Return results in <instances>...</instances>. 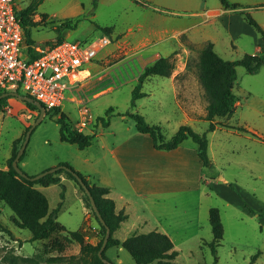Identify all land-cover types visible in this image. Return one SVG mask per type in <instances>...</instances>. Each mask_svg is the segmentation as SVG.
<instances>
[{
  "label": "rangeland",
  "instance_id": "obj_1",
  "mask_svg": "<svg viewBox=\"0 0 264 264\" xmlns=\"http://www.w3.org/2000/svg\"><path fill=\"white\" fill-rule=\"evenodd\" d=\"M31 1L17 0L19 9L26 8ZM160 1L166 3L168 0ZM250 1L253 10L258 9L253 14L264 16V0ZM78 9L80 14L71 20L74 27L64 30L65 39L85 42L107 36L111 40L97 56L98 67H92L93 71L97 68L102 70L88 82L82 94L92 114L86 128H98L97 132H101L100 128H111L104 127L99 119L107 117L110 108H113V113L137 112L132 92L138 82L134 81L132 85L127 83L142 73L144 68L139 62L144 64L153 57L166 56L174 66L172 72L181 70L177 78L182 83V105L192 112H203L207 99L196 76L195 66L188 69V63L193 64L191 60L198 58L201 46H194L183 35L180 36L181 43L177 39H167L155 46L152 52L144 51L142 46L135 44L154 29L168 27L178 14L158 6V0H97L96 5L94 0H43L37 13L39 16L49 14L48 20L37 17L36 13L31 16L32 20L38 22L32 31L36 44L54 42L58 35L57 26L65 20L63 12L67 10L72 13ZM53 13L56 14L53 16ZM69 31L72 35L68 37L66 34ZM125 33L129 34L128 40L124 38ZM27 48L25 41L24 50ZM219 54L225 59H237L246 53L236 50L233 54ZM237 71L234 91L243 105L235 107L231 115L220 117L218 129L208 133L209 155L214 166L207 167L206 195L201 200L194 194L187 197L176 195L168 200L169 203L163 204L169 206L170 212L158 213L165 218L163 223L172 233L175 248L179 251L174 264H249L256 253L258 258L253 264H264V67L257 74L248 73L244 66H238ZM186 80H190V83L185 84ZM18 98L14 97L15 101L10 102L15 112L4 111L6 98H3L0 107V166L8 167L7 157L13 155L14 143L17 141L16 150L19 151L27 128L36 122L24 157L19 161L26 173L37 174L36 171L59 158L72 157L79 147L61 140L60 124L56 118L63 114L72 126H78L83 104L65 100L58 114L53 109L40 117L39 109L30 108L25 101L26 106L21 110L23 101ZM22 113H27V120L21 116ZM123 116L110 117L113 128H136L133 118ZM208 127L209 121H205L199 129L204 132ZM170 129H165L167 136L172 135ZM98 138L94 139L92 150L101 148ZM36 188L48 196L50 211L61 203L58 223L44 237L32 240V232L21 227L11 206L0 196V264H50L47 259L52 256L80 252L81 243L70 232L81 227L84 212L82 201L71 183L68 187L57 183L48 188L36 184ZM80 192L85 201L83 191ZM211 207L219 208L224 226V236L217 246V261L209 244L213 239L209 221ZM90 212L95 218L91 208ZM96 233L97 241L104 236L100 226ZM123 235L121 232L118 236L122 238ZM106 254L117 264H137L122 246L111 247Z\"/></svg>",
  "mask_w": 264,
  "mask_h": 264
},
{
  "label": "crops",
  "instance_id": "obj_2",
  "mask_svg": "<svg viewBox=\"0 0 264 264\" xmlns=\"http://www.w3.org/2000/svg\"><path fill=\"white\" fill-rule=\"evenodd\" d=\"M226 2L224 3L223 0L216 2L209 0H168L163 3L158 0V6H164L178 15L175 16L176 18L174 17L175 20L168 27L154 29L150 34L137 40L135 44L142 46L144 51L152 52L155 46L167 39H177L181 43L180 36L183 35L194 44H204L211 41L218 53L233 54V51L236 50L248 54L264 53L263 36L240 11L249 12L263 30L264 16L253 14V11L257 12L258 9L253 10V3L250 0H226ZM232 4H237L239 7L234 9ZM205 11L212 14L207 20L204 16ZM63 13L64 18L68 19L79 15L80 10H73L72 13L66 10ZM36 16L43 17L47 21L49 14L45 13L39 16L36 13ZM71 35L70 31L66 34L68 37ZM124 38L128 40L129 34L125 33ZM157 59L153 57L144 64L139 60V63L145 68ZM98 65L96 59L92 67L95 68ZM101 70V68H97L93 72L96 74ZM179 71L181 70H176L169 76L152 75L146 77L140 88V91L145 95L137 99L133 98L137 112L144 115L149 124L161 126L166 138H170L182 124H189L194 130H199L198 132L202 133L203 131L199 128H201L202 122L207 121L203 118L206 113L205 108L203 112L195 113L182 105L180 100L182 83H179V78H177ZM134 81L138 82V77L127 84L132 85ZM189 83L190 80H186L185 84ZM14 97L17 96H7L4 101V111L7 110V107H11V112H15V107L10 104L11 101H15ZM22 101L21 110L26 106V101ZM171 103L172 106L170 107ZM242 105L243 103L239 99L235 103V107ZM172 115L175 117L174 120L171 119ZM21 116L27 120V113L26 115L22 113ZM219 119L220 117L216 121ZM108 126L111 128H100L101 132H97L96 129L98 128H88V135H94L90 145L80 147L74 143L79 148L72 157L59 158L55 163L45 165L36 173L66 161L92 182L110 188L107 196L114 199L116 211L123 210L127 215V218L114 232V237L124 240L131 235L158 230L168 234L174 240L169 228L163 223L165 218H161L158 213H166V210L170 212L169 206L164 205L176 195L187 197L194 194L198 200L206 195L204 187L208 182L207 167L203 165L199 157L197 144L188 138L174 149H158L154 146L151 136L140 132L137 128H113L111 121ZM217 127L216 129H218ZM165 129H170L172 135L167 136ZM96 137H99L98 141L101 147L98 151L91 148ZM9 158L10 155L7 159ZM24 163L23 161L22 164ZM0 167L8 168L6 165ZM60 178L59 183L64 184L65 187L71 183L82 201L84 219L78 230L81 231L86 241L96 243V231L100 226L99 223L97 224V219L95 220L96 217L94 218L91 214L90 208L87 207L75 182H69L73 180L65 174H61ZM121 232L124 234L122 238L118 236Z\"/></svg>",
  "mask_w": 264,
  "mask_h": 264
},
{
  "label": "trees",
  "instance_id": "obj_3",
  "mask_svg": "<svg viewBox=\"0 0 264 264\" xmlns=\"http://www.w3.org/2000/svg\"><path fill=\"white\" fill-rule=\"evenodd\" d=\"M42 1L43 0H32L26 8L18 10L24 29L25 41L28 45L27 51L31 57H36L38 55L34 50L33 46L36 45V42L32 37V31L38 26V22L32 20L31 16L32 14L37 13L38 6ZM223 2L227 3L226 0H223ZM96 4L97 0H94V5ZM231 6L234 9L239 7L237 4H232ZM240 12L264 38V30L253 16L244 10H241ZM71 20L72 18L65 19L59 26H57L58 35L56 41L65 39L63 36L64 30L74 27ZM105 30H107L106 27ZM193 45L195 46V44ZM199 46H201V48L198 58L196 60H191V62L193 61V64L188 63V69L190 70L192 66H195L196 76L207 99L205 107L206 113L203 116L205 120L209 121V127L206 131L199 133L194 130L191 125L182 124L170 138H166L161 126L149 124L144 115L138 112L129 111H117L113 113V108H110L107 111V117H99L103 126L106 127L110 124V117L112 115L129 116L134 119L136 128L140 132L147 133L151 136L154 146L158 149H174L185 139L191 138L197 144V152L203 165L212 168L214 162L209 155L208 133L216 129L219 124L216 121L218 117H227L233 113L235 103L239 99L234 92V87L238 80L237 67L244 66L246 71L250 74L259 73L264 66V53H246L241 58L225 59L215 50L214 44L211 41L199 44ZM173 69V64L166 56H161L152 64L147 65L138 77L137 86L132 92L133 98L137 99L145 95V93L140 91V88L146 77L152 75L169 76ZM17 91L22 92L20 89H17ZM3 101V98H0L1 104H3ZM26 104L30 108L38 109L37 106L31 102H26ZM52 110L53 109H46V113H49ZM54 110L56 111V114L59 113V107L54 108ZM56 121L60 124V137L62 141L77 143L80 147H85L92 143L94 135L77 133L74 126L69 123L63 114H60L56 118ZM28 129L29 128H27V130ZM240 129L245 130L244 128ZM24 138H22V140H24ZM16 144L17 141L14 143L13 155L8 159V168L3 169L0 167V196L11 206L19 219L21 227L27 228L32 232V240L44 237L49 229L54 228L57 225V216L61 209V203H59L56 208L50 211V204L47 196L40 189L36 188V184L46 187L51 184L59 183L61 180L60 175L62 173L72 179L76 186L83 191L86 205L91 208L105 235L106 225L99 220L92 207L89 196L73 174L75 172L83 178L90 188L100 213L105 219L106 224L111 228V236L106 245V249L103 252L104 257L111 260L107 256L106 250L114 246H122L131 254L137 264H150L153 262H157L158 264H174L175 259L179 255V251L175 248V244L171 237L164 232L151 230L131 235L124 240L114 237V232L120 227L121 222L127 218V215L123 210H120L119 212L116 211L114 199L107 196L110 192L109 187L101 186L92 182L86 175L74 168L70 163L63 161L59 164L67 165L71 168V171L61 168L36 180L20 175L13 166V160L18 152L16 150ZM24 154L25 152L22 154L20 160L23 159ZM34 175L35 174L30 176ZM249 209L254 212L252 208ZM209 221L213 232V239L209 244L217 261V246L220 244V241L224 236V226L218 207L210 208ZM70 234L81 243L79 254L52 256L47 259L48 263L108 264L98 255L104 236L96 243H91L84 239L83 234L79 230H73ZM257 258L258 253L252 256L249 264H253Z\"/></svg>",
  "mask_w": 264,
  "mask_h": 264
},
{
  "label": "built area",
  "instance_id": "obj_4",
  "mask_svg": "<svg viewBox=\"0 0 264 264\" xmlns=\"http://www.w3.org/2000/svg\"><path fill=\"white\" fill-rule=\"evenodd\" d=\"M18 10L17 0H0V92L20 89L46 109L60 107L65 100L83 104L80 122L74 129L87 135L92 114L82 94L95 77L92 65L101 49L111 43L110 38L36 44L33 47L38 55L31 57L24 50L25 35ZM204 16L207 20L212 14L205 11ZM7 110L11 112L12 108Z\"/></svg>",
  "mask_w": 264,
  "mask_h": 264
},
{
  "label": "water",
  "instance_id": "obj_5",
  "mask_svg": "<svg viewBox=\"0 0 264 264\" xmlns=\"http://www.w3.org/2000/svg\"><path fill=\"white\" fill-rule=\"evenodd\" d=\"M9 95H14V96H17L19 98H21L22 100L26 101V102H31L33 103L35 106H37V108L39 109V111L41 112V116L40 117H43L45 114H46V108L45 106L38 100L34 99L32 96H29V95H26V94H22L21 92L19 91H8V92H4L1 94L0 98H4V97H7ZM1 103V102H0ZM39 122V121H38ZM37 122L35 124H33L26 132V135H25V138H24V141L19 149V151L17 152V155L15 156L14 160H13V166L14 168L16 169V171L26 177V178H29V179H32V180H36V179H39L40 177L48 174V173H53L55 171H57L58 169H61V168H64L68 171H71V168L68 167L67 165H62V164H58L56 166H53V167H50L46 170H43L41 171L40 173H37L35 174L34 176H30L28 173H26L22 167L20 166V158L22 156V154L25 152V149H26V146H27V143H28V140H29V137H30V134H31V131L33 130V128L36 126ZM75 175V177L77 178V180L79 181V183L81 184V186L83 187V189L85 190V192L87 193V195L89 196L90 198V201H91V204H92V207L94 209V211L96 212L99 220L104 224L106 225V233L104 235V238H103V243L98 251V255L99 257L105 262V263H108V264H116L114 263L113 261L109 260L108 258L104 257L103 255V252L104 250L106 249V245L108 243V240L111 236V228L106 224V221L105 219L103 218L102 214L100 213V210L97 206V203H96V200L90 190V188L88 187V185L85 183V181L83 180V178L78 175L77 173H73Z\"/></svg>",
  "mask_w": 264,
  "mask_h": 264
}]
</instances>
